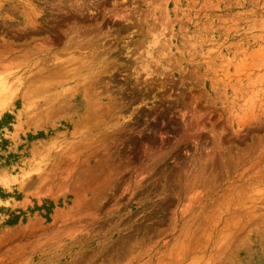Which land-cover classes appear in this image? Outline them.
<instances>
[{"label": "rangeland", "instance_id": "rangeland-1", "mask_svg": "<svg viewBox=\"0 0 264 264\" xmlns=\"http://www.w3.org/2000/svg\"><path fill=\"white\" fill-rule=\"evenodd\" d=\"M0 264H264V0H0Z\"/></svg>", "mask_w": 264, "mask_h": 264}]
</instances>
